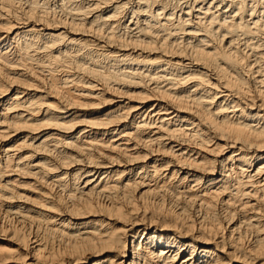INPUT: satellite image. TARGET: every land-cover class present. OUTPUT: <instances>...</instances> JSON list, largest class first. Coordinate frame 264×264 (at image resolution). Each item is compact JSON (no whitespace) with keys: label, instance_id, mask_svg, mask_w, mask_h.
I'll return each mask as SVG.
<instances>
[{"label":"bare ground","instance_id":"bare-ground-1","mask_svg":"<svg viewBox=\"0 0 264 264\" xmlns=\"http://www.w3.org/2000/svg\"><path fill=\"white\" fill-rule=\"evenodd\" d=\"M0 264H264V0H0Z\"/></svg>","mask_w":264,"mask_h":264}]
</instances>
